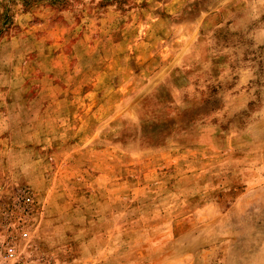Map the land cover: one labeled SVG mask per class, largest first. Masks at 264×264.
I'll use <instances>...</instances> for the list:
<instances>
[{
    "label": "rangeland",
    "instance_id": "1",
    "mask_svg": "<svg viewBox=\"0 0 264 264\" xmlns=\"http://www.w3.org/2000/svg\"><path fill=\"white\" fill-rule=\"evenodd\" d=\"M54 2L0 0V113L13 122L0 131V264L12 238L23 264H264V0ZM108 11L127 13L128 34L154 54L139 43L117 58L113 44L81 40ZM42 35H62L59 49L43 50ZM43 56L65 67L63 79L74 63L83 80L121 60L123 77L137 75L125 100L100 103L114 126L101 139L113 153L106 194L102 156H63L74 162L44 174L49 193L24 177V142L38 132L14 123L21 100L2 97L20 89L15 62ZM120 105L124 125L114 123ZM27 194L36 216L23 241L12 228Z\"/></svg>",
    "mask_w": 264,
    "mask_h": 264
},
{
    "label": "crops",
    "instance_id": "2",
    "mask_svg": "<svg viewBox=\"0 0 264 264\" xmlns=\"http://www.w3.org/2000/svg\"><path fill=\"white\" fill-rule=\"evenodd\" d=\"M132 13L128 14L132 15ZM134 15L136 14L134 13L132 17ZM92 19V17L89 18L87 25L82 28L81 40L88 39L97 43L96 41L103 39L105 43L113 44V47L119 51L117 58H120L122 53L125 55L127 45L130 48L133 44L138 45L139 43L141 47H144L141 48L143 49L141 52L154 54L156 46L148 48L149 44L142 37L140 42L134 34H128L127 13L119 15L115 11H108L103 16ZM62 38V35L55 38L51 37V39L42 35L38 43L42 45L43 50L51 51L52 47L57 50L59 48H55V46L60 44ZM129 38L131 39L129 40ZM15 39L19 41L27 38L23 36V32H20ZM52 39H55V42H52ZM18 44L23 50L38 49L37 47L24 45V43ZM62 56V53L56 54L55 60L61 59ZM48 57L43 56V58L36 61H23V65L22 62L20 64L15 62L13 72L10 70L9 73L13 74V80L19 84L20 89L3 93L5 96L2 97L21 100L20 103L24 113L14 123L22 124L26 131L38 132L33 135V138L29 137L24 142L23 151L28 156L25 161L29 165V172H26L24 177L30 180V184L36 191L44 194L49 193L53 186L52 183L44 186V174H48L49 177L51 171H54V177H56L58 171L65 166H71L74 162L72 160H62L63 156H67V158H73L74 154H81L86 158L94 155L102 156L103 171L98 173L97 178H103V190L106 194V192L108 193L107 188L112 186L113 153L111 145L101 142V139L104 137L106 130H112L114 126H112L110 117L112 114L111 108L105 106L101 108L100 103L105 100L104 104H107L106 99H113L116 96L121 101L125 100L127 98L125 86L128 88L129 84L130 88H136L137 85L133 86V82L136 81L137 75H134L135 78L131 80L123 77L124 64L119 59L121 61L119 63L117 61L114 74L110 68H104L98 76L89 77L88 79L83 78L82 80L79 75H76V63H74L70 68V76L63 79L62 72L65 67L54 63V61L52 62V60L48 61ZM41 65H44V69L41 68ZM138 67L137 62L132 63V68L136 71ZM36 68H40L41 72ZM19 71L24 73L23 77H16ZM33 73L39 74L34 76ZM68 77L70 80H68ZM31 85H35V87ZM145 85L141 86V89L145 88ZM124 92L125 94H123ZM95 100L99 102L94 104ZM81 105L84 107L81 108ZM123 109L124 107L120 105L119 110L114 113L119 114L118 122H114L117 125L118 123L124 125L126 122V118L122 115L124 113ZM54 115L56 116L54 117ZM10 119L11 116H8L7 112L0 113V131L6 130L9 123H13ZM65 138L67 139L63 140ZM74 148H76V151ZM4 152L7 153L1 148L0 154ZM125 159L126 157H124ZM47 161L53 162L49 164L50 169L46 168ZM95 163L101 162L99 160ZM122 177L121 173L120 178L122 179Z\"/></svg>",
    "mask_w": 264,
    "mask_h": 264
},
{
    "label": "built area",
    "instance_id": "3",
    "mask_svg": "<svg viewBox=\"0 0 264 264\" xmlns=\"http://www.w3.org/2000/svg\"><path fill=\"white\" fill-rule=\"evenodd\" d=\"M21 203L20 215L22 218L13 224L12 232L16 238L25 241L29 236V229L35 221L36 208L29 194L22 197ZM3 259L4 264H23V259L20 258L16 248L15 238L5 242Z\"/></svg>",
    "mask_w": 264,
    "mask_h": 264
},
{
    "label": "trees",
    "instance_id": "4",
    "mask_svg": "<svg viewBox=\"0 0 264 264\" xmlns=\"http://www.w3.org/2000/svg\"><path fill=\"white\" fill-rule=\"evenodd\" d=\"M32 1H34V0H32ZM39 1H43V0H38V2H39ZM54 1H55V0H50V4H51V5L56 4Z\"/></svg>",
    "mask_w": 264,
    "mask_h": 264
}]
</instances>
